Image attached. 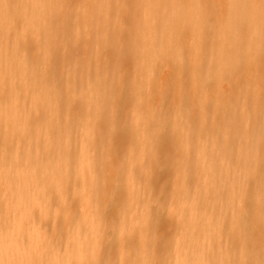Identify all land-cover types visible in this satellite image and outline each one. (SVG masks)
<instances>
[{
  "label": "bare ground",
  "instance_id": "6f19581e",
  "mask_svg": "<svg viewBox=\"0 0 264 264\" xmlns=\"http://www.w3.org/2000/svg\"><path fill=\"white\" fill-rule=\"evenodd\" d=\"M0 264H264V0H0Z\"/></svg>",
  "mask_w": 264,
  "mask_h": 264
},
{
  "label": "rangeland",
  "instance_id": "374dc122",
  "mask_svg": "<svg viewBox=\"0 0 264 264\" xmlns=\"http://www.w3.org/2000/svg\"><path fill=\"white\" fill-rule=\"evenodd\" d=\"M162 173H161V175H160V177H158V184H163V182H164V172H165V168H163L162 167ZM154 208H156V206H154ZM157 209V208H156ZM172 231V228L171 227H165L164 229H163V232L165 233V234H169L170 232Z\"/></svg>",
  "mask_w": 264,
  "mask_h": 264
}]
</instances>
